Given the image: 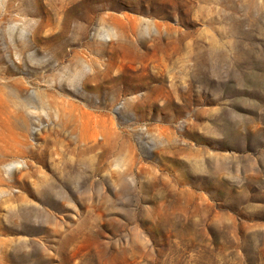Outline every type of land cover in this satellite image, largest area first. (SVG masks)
<instances>
[{
    "label": "rangeland",
    "instance_id": "374dc122",
    "mask_svg": "<svg viewBox=\"0 0 264 264\" xmlns=\"http://www.w3.org/2000/svg\"><path fill=\"white\" fill-rule=\"evenodd\" d=\"M15 84L0 264H264V0H0Z\"/></svg>",
    "mask_w": 264,
    "mask_h": 264
},
{
    "label": "bare ground",
    "instance_id": "6f19581e",
    "mask_svg": "<svg viewBox=\"0 0 264 264\" xmlns=\"http://www.w3.org/2000/svg\"><path fill=\"white\" fill-rule=\"evenodd\" d=\"M60 4L63 0H59ZM26 92L24 89L18 86V84L12 85L11 90L9 91V95H5V91L3 90V87L0 88V115H3L2 120H0V138L4 137L5 134H3L4 129H13V123L14 121L11 119V116L16 117L19 116V113H12V110L9 108V103L14 102V100H19V97L23 95V93ZM14 97V98H13ZM13 105V104H12ZM12 108V107H11ZM1 117V116H0ZM93 123V122H90ZM89 123V124H90ZM89 124H85L81 121H79V131L81 132L82 137V130L84 131V127H88ZM98 133L95 130L89 131L86 133V138L90 141L91 146H95L98 138Z\"/></svg>",
    "mask_w": 264,
    "mask_h": 264
}]
</instances>
